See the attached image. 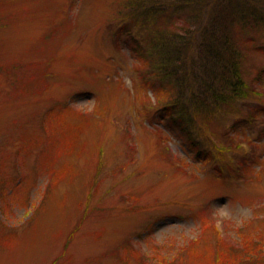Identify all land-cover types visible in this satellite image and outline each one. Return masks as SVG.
<instances>
[{"label":"rangeland","instance_id":"obj_1","mask_svg":"<svg viewBox=\"0 0 264 264\" xmlns=\"http://www.w3.org/2000/svg\"><path fill=\"white\" fill-rule=\"evenodd\" d=\"M162 25L129 0H0V264H264V22L236 44L247 95L205 131L138 58Z\"/></svg>","mask_w":264,"mask_h":264},{"label":"trees","instance_id":"obj_2","mask_svg":"<svg viewBox=\"0 0 264 264\" xmlns=\"http://www.w3.org/2000/svg\"><path fill=\"white\" fill-rule=\"evenodd\" d=\"M129 4L152 16L154 21L163 23L162 29L152 35L147 53L138 51V58L148 61L147 66L165 80L159 85H150L157 101L166 102V105L172 103L173 107L179 105L180 114L186 121L205 131L204 127L218 107L247 95L246 82L240 76V54L236 44L242 39V33L245 37L247 30L264 22V0H228L224 3L221 0H129ZM180 23L179 32L174 27ZM61 116L59 119L64 123L59 125V139L53 144L61 147L66 143L65 147H69L67 155H71L75 152L79 128L66 123ZM49 166V172H52L51 162ZM53 173L56 174V170ZM8 180L1 177L0 183ZM3 189L1 187L0 191ZM204 223L218 242L229 248L227 255L240 250L252 252L250 246L256 242L249 246L244 239L246 243L241 248L232 243L225 244L219 227L206 220ZM207 254L211 258L213 251L209 249ZM211 260L214 264H222L218 263L219 257Z\"/></svg>","mask_w":264,"mask_h":264}]
</instances>
